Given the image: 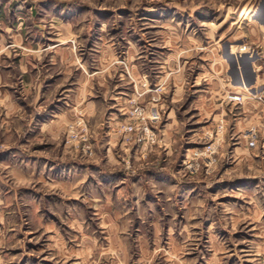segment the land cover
<instances>
[{"label":"rangeland","instance_id":"374dc122","mask_svg":"<svg viewBox=\"0 0 264 264\" xmlns=\"http://www.w3.org/2000/svg\"><path fill=\"white\" fill-rule=\"evenodd\" d=\"M24 2L1 20L0 182L53 166L74 186L38 199L28 173L18 215L0 190V264H241L252 224L231 215L255 164L230 139L247 96L230 100L224 55L252 51L231 22L261 0Z\"/></svg>","mask_w":264,"mask_h":264},{"label":"crops","instance_id":"0c3cea01","mask_svg":"<svg viewBox=\"0 0 264 264\" xmlns=\"http://www.w3.org/2000/svg\"><path fill=\"white\" fill-rule=\"evenodd\" d=\"M30 1L32 0H25L24 3L29 4ZM6 3L7 0H0V47L3 43L6 44V41L2 36V32H5L7 29L6 17L5 22L1 21L3 20V15H6ZM173 8L181 9L180 3H174ZM244 12L246 14L243 16L242 14ZM227 13L229 14L231 11L227 10ZM235 19L236 21L231 23H236L240 19L244 21L248 20L247 24L251 26V30L247 38V44H249L252 51L237 56L232 52L224 55L228 65L227 73L232 80L234 93L243 94L245 97L247 96V99L237 106V113L233 115L231 120L230 139L239 143L235 153L241 154L240 159L246 160L247 163H249L248 161L251 159L255 165H248L247 169L250 172L238 176L241 180V184L238 187L239 192L236 193L244 199L243 202L245 203L236 205L231 215L232 221L235 223L248 222L249 224H252L251 236L254 241L250 250H240V255H237L236 252L232 255L237 257L241 264L243 262L254 264L258 257L264 254V101L258 100L254 97L250 98L247 94L251 93L254 96H257L264 91V75L259 71V66L264 58V0H261V2L255 7H249L247 9L244 7L241 8ZM226 20L227 19H225V21ZM206 23L209 22L205 21L204 24ZM224 23L225 22L218 24L220 26ZM52 42H58L53 44L52 47L62 44V42L57 40H53ZM243 42L244 41H242V43ZM245 84L249 89L248 91L242 88ZM253 137L256 138L257 144L256 146L251 147L249 142ZM2 154V151H0V162L3 164L7 163V157L2 156ZM235 158H238V156H235ZM8 166L9 165L5 166V168ZM253 168L255 172L251 173ZM237 169L238 168L236 167L232 168V170L235 171ZM28 171L29 168L22 165L10 166L9 172L15 176L14 178L16 181L18 180L20 182L17 181L16 184L12 186L14 188L11 187V189H7V184L0 182V190L2 189L5 192H8L9 190L11 191L10 198L12 201L15 200V202H12V205H15L14 212L17 213V215L20 214V207L23 206V200L18 197L16 192L19 190H25L23 181L27 179L26 175L28 173H31V176H34L33 174H35L34 179L36 181L35 185H37V192L40 191V184L42 183V187L47 186L46 188L48 189H53L54 191L57 190L56 195H58L59 198L55 195L54 197L59 199L61 204H69L67 201H70L72 198L71 190L74 185L68 180L66 181L64 178L65 173H68L65 168L53 166L36 168L32 166L31 172ZM12 190L14 191V194L12 193ZM103 190L104 188H101V191ZM32 193H34V190H32ZM7 196L8 195L4 193L5 199H7ZM34 196L35 198L40 199L45 195H40L38 192Z\"/></svg>","mask_w":264,"mask_h":264},{"label":"built area","instance_id":"2783aa9c","mask_svg":"<svg viewBox=\"0 0 264 264\" xmlns=\"http://www.w3.org/2000/svg\"><path fill=\"white\" fill-rule=\"evenodd\" d=\"M245 50H246V47H243L242 51H245ZM260 69H261L262 73L264 74V60H263L262 64L260 65ZM247 95L253 96L254 98L259 99V100H263V98L260 95L254 96L251 93H248ZM230 100L236 101L237 103H242L244 100V95L243 94H235L234 96L232 95V96H230ZM255 144H256L255 141L250 142V146H255ZM254 264H264V254L260 255Z\"/></svg>","mask_w":264,"mask_h":264},{"label":"bare ground","instance_id":"6f19581e","mask_svg":"<svg viewBox=\"0 0 264 264\" xmlns=\"http://www.w3.org/2000/svg\"><path fill=\"white\" fill-rule=\"evenodd\" d=\"M244 87L247 88V85L245 84Z\"/></svg>","mask_w":264,"mask_h":264}]
</instances>
